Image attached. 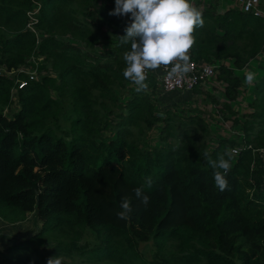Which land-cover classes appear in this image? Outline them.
<instances>
[{"label": "trees", "instance_id": "16d2710c", "mask_svg": "<svg viewBox=\"0 0 264 264\" xmlns=\"http://www.w3.org/2000/svg\"><path fill=\"white\" fill-rule=\"evenodd\" d=\"M37 1L0 0V65L25 81L19 86L0 74V216L15 222L36 211L42 222L39 231L0 250L4 261L43 264L17 250L46 237L51 256L79 255L78 264H264V74L252 109L234 120L242 140L219 137L210 147L213 130L202 117L157 111L155 77H147L150 93L124 78L130 44L119 37L131 21L130 14H109L115 0ZM193 6L204 24L194 28L189 54L220 61L217 78L233 99L240 85L234 69L264 52V17ZM103 41L112 43L105 53L96 48ZM37 56L47 72L28 79L19 68ZM13 88L18 109L7 116ZM158 120L162 144L145 148ZM231 146L240 151L221 191L202 154L215 159ZM141 186L147 206L133 191ZM125 196L132 201L128 220L117 216ZM88 231L93 236L85 239ZM146 241L155 248L151 258L140 248Z\"/></svg>", "mask_w": 264, "mask_h": 264}, {"label": "clouds", "instance_id": "9594fccd", "mask_svg": "<svg viewBox=\"0 0 264 264\" xmlns=\"http://www.w3.org/2000/svg\"><path fill=\"white\" fill-rule=\"evenodd\" d=\"M109 14H130L131 22L125 28L126 34L119 38L122 44H130V50L123 54L126 64L123 76L137 85L138 92L148 88L146 70H156L161 65L170 66L167 69L169 76L191 71L189 49L195 42L193 31L204 24L202 12L192 5L191 0H115V8ZM245 79L252 83L255 73L248 72ZM202 155L213 169L215 186L225 191L228 188L227 175L231 170V152L225 150L215 159L206 151ZM147 186H152L150 178ZM133 191L145 206L149 204L150 197L144 194L143 186ZM131 203L130 197L122 198L121 211L117 213L119 219H130ZM47 264H63V257L60 254L50 257Z\"/></svg>", "mask_w": 264, "mask_h": 264}, {"label": "rangeland", "instance_id": "374dc122", "mask_svg": "<svg viewBox=\"0 0 264 264\" xmlns=\"http://www.w3.org/2000/svg\"><path fill=\"white\" fill-rule=\"evenodd\" d=\"M231 2H233V4ZM191 3L192 5L198 3L201 8L212 4L216 6L218 11H220L222 8H226V6H233L234 4H236L234 0H191ZM89 8H92V5H89ZM30 19L32 18L30 17ZM31 27L35 28L32 24ZM61 37L64 39H71L69 34H63L61 35ZM111 44V42L103 41V43L97 45L96 48L99 49L100 52L105 53V51H107L112 46ZM77 45L82 46V44L80 43H77ZM29 59L32 60V57L30 56L27 58V60ZM35 59V64H22V67L24 69H27L28 71H33V69L36 68L37 74L47 72L45 69L40 70L37 66L42 62L41 56H37V58ZM222 61L226 62L227 64H231L232 62L231 59H224ZM208 62L216 65V72L212 77H210L203 83H200L198 87L199 89L197 91L189 90L163 92L159 88H157L156 84V87L151 96L153 98V104L155 105L159 113L163 114L168 109L179 115L189 116L190 114L196 113L197 115L202 117L211 127V131L213 130L212 140H210L209 143V146L213 147L216 143L215 140H217L219 137L234 138L238 141L242 140L241 124H239L238 121L234 120L235 118H238V120H243L244 111L247 109H252V107L250 106V102L255 98L256 81L260 79L264 74V52H259L254 56V58L249 59L242 68L234 69V72L239 75L240 85L237 87V93L233 99H229L224 90L225 84L223 83V81L217 78V68L220 61ZM248 72L255 73V79L252 83H248L245 79V76ZM16 73L17 71L13 73L14 75H11L12 72H10L7 75L14 77ZM133 85L134 84H128L127 86L131 87ZM147 91L150 93V89H147ZM52 94L57 95L56 92H52ZM11 96L12 99L10 103L3 109L7 116H11L12 113L16 109H18L16 89L13 90ZM122 98H125V96ZM225 103H228L229 106L226 107ZM161 128L162 121H156L153 127L148 131V135L145 141L146 143L144 144L145 148H149L151 146H154L155 144H162L160 133ZM259 151L261 152V148L259 149ZM260 155L263 156V153H260ZM27 214H30L29 217L33 216V214L29 211L27 212ZM39 226L40 229L42 226L41 221ZM90 236L93 235L88 231L85 234V239H90ZM51 241V239H47L45 237L43 243L41 244L26 243L22 245V247L26 246L27 248L24 247V249H18L17 253H19L20 256H29L30 258H34L43 264H47L48 259L50 257H53L51 256L53 245ZM14 242L18 241H13L12 243ZM20 242H22V240ZM79 242L83 243L84 238L78 241V243ZM140 248H142V252L150 258L155 251V248L150 241L140 243ZM3 256L4 253L0 252V259L2 261H0V264H7V262H3ZM61 256L63 257V264H78V261H80L79 255H76L74 257L66 255Z\"/></svg>", "mask_w": 264, "mask_h": 264}, {"label": "built area", "instance_id": "2783aa9c", "mask_svg": "<svg viewBox=\"0 0 264 264\" xmlns=\"http://www.w3.org/2000/svg\"><path fill=\"white\" fill-rule=\"evenodd\" d=\"M235 6L239 10L243 12H251L254 15L264 17V0H234ZM35 11V10H34ZM29 14H31V11H28ZM32 21L27 22V26L33 30H36L35 28L31 27ZM33 25V24H32ZM190 55V54H189ZM191 71L187 74L183 73H177L172 76L168 75V68L170 66H164L161 65L156 70H146L147 71V77L149 75H152L155 77L157 88H159L163 92H171V91H189L192 90V88L200 83H203L210 77L214 75L216 72L215 64H212L205 60H196L191 57ZM173 63H176L174 61ZM19 70H25L28 75V79L36 78L39 74H37L36 68L31 70L24 69L22 66L19 68ZM15 71H18L14 68L7 69L5 65H0V74H8L12 72L11 75H14L13 73ZM32 72V73H31ZM15 80L19 83V86L23 85L25 83L24 80L19 79L15 77ZM16 88H13V90ZM260 149V148H259ZM231 155H237L240 151L239 146H231L230 147ZM261 153H263V162H264V149L261 148ZM1 235V231H0Z\"/></svg>", "mask_w": 264, "mask_h": 264}, {"label": "crops", "instance_id": "0c3cea01", "mask_svg": "<svg viewBox=\"0 0 264 264\" xmlns=\"http://www.w3.org/2000/svg\"><path fill=\"white\" fill-rule=\"evenodd\" d=\"M231 3L233 4V2ZM230 6L232 5L226 6V8ZM233 6H235V4ZM226 8H222L220 11H223ZM29 212L33 214L32 217H29L30 214H27L24 219L15 222L7 221L0 216V250H4L13 241L26 239L33 232L39 230L41 221L40 218L38 217L36 211ZM3 262L5 263L4 260Z\"/></svg>", "mask_w": 264, "mask_h": 264}]
</instances>
